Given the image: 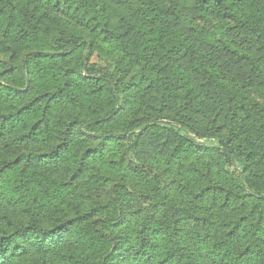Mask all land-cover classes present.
<instances>
[{
	"label": "trees",
	"instance_id": "obj_1",
	"mask_svg": "<svg viewBox=\"0 0 264 264\" xmlns=\"http://www.w3.org/2000/svg\"><path fill=\"white\" fill-rule=\"evenodd\" d=\"M0 264H264V0H0Z\"/></svg>",
	"mask_w": 264,
	"mask_h": 264
},
{
	"label": "rangeland",
	"instance_id": "obj_2",
	"mask_svg": "<svg viewBox=\"0 0 264 264\" xmlns=\"http://www.w3.org/2000/svg\"><path fill=\"white\" fill-rule=\"evenodd\" d=\"M201 142L206 143V144H209V142L208 141H205V140H202Z\"/></svg>",
	"mask_w": 264,
	"mask_h": 264
}]
</instances>
